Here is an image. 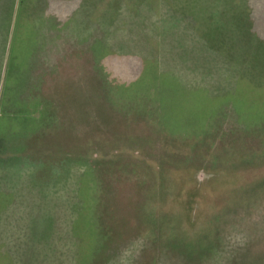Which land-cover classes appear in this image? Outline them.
Returning <instances> with one entry per match:
<instances>
[{
    "label": "rangeland",
    "instance_id": "obj_1",
    "mask_svg": "<svg viewBox=\"0 0 264 264\" xmlns=\"http://www.w3.org/2000/svg\"><path fill=\"white\" fill-rule=\"evenodd\" d=\"M43 1L0 102L31 111L2 117L4 264H264L263 48L236 72L176 0Z\"/></svg>",
    "mask_w": 264,
    "mask_h": 264
},
{
    "label": "crops",
    "instance_id": "obj_2",
    "mask_svg": "<svg viewBox=\"0 0 264 264\" xmlns=\"http://www.w3.org/2000/svg\"><path fill=\"white\" fill-rule=\"evenodd\" d=\"M19 1L23 5L24 0ZM58 1L60 0H54V2L53 0H44L41 6L44 8L43 14H67L68 12L52 10V7H56L55 5L60 3ZM176 2L178 12L190 16V21H193L198 25L199 30L207 39V47L211 46L220 48L223 46H234L233 48H238L236 51V57L239 59H230L234 65L233 69H235L236 72H238V70L243 72L241 66L244 62V53L246 51L253 56V54L257 52L255 51V47L260 45L263 50L259 53H262L264 56V0H176ZM79 3L82 5V0H79ZM77 5L76 2L75 7ZM18 9L21 14H32L31 12L23 11L21 4H19ZM39 12L42 13L41 11ZM27 29L32 32V36L31 38L28 36L27 39L21 42L12 37V27L10 28L5 57H3V60L0 62V102H3V96L5 93H13V90L17 87L16 84H19L18 80L21 81L20 85L23 84L22 79H24V77L22 75L24 74L22 70L28 68L32 56L35 53V47L39 40L33 37V26L31 23L28 24ZM218 30L221 31L218 32ZM220 33L223 34H221L220 37H217ZM242 37L244 38L243 40ZM220 39L226 40L227 42L220 41ZM15 46H18V51H14L13 48ZM22 46L24 48L21 53L20 50L22 49ZM190 46H192V43H190ZM242 50H244V52ZM255 55L258 56V54ZM195 56H208L210 58H207L204 61L215 65L217 64L216 58L212 55H205L198 52ZM240 56L243 57L240 58ZM198 68L199 67H197V69ZM209 69H212V66L207 70ZM7 80H10L9 82L11 83L8 82V84L5 85ZM20 100L23 101V98ZM10 200L9 194V198H3V201L0 200V203L2 202V204L5 205L4 202L8 203ZM2 204L0 205L2 206ZM7 231L8 228L6 224L4 232ZM1 248L2 246H0V249ZM2 250H4V248H2ZM2 250H0V264H4Z\"/></svg>",
    "mask_w": 264,
    "mask_h": 264
},
{
    "label": "trees",
    "instance_id": "obj_3",
    "mask_svg": "<svg viewBox=\"0 0 264 264\" xmlns=\"http://www.w3.org/2000/svg\"><path fill=\"white\" fill-rule=\"evenodd\" d=\"M19 4H21V6L23 7L22 3H20L19 0H0V14L4 13L5 14V20H4V24L3 28H0V62L1 60H3V57H5V50H6V44H7V40L9 38V33H10V28L12 27V37L14 39H16L17 41L20 40L21 42L25 39L28 38V29L26 26L27 24L30 23H26L27 19H25L23 17V15L21 13H19V9L18 6ZM5 5V6H4ZM4 11V12H3ZM29 21V20H28ZM0 23L2 24L3 22L0 21ZM2 46V47H1ZM22 49L20 50V52L22 53L23 50V46L21 47ZM14 51L17 50L18 51V46H15ZM13 54V53H11ZM1 65V64H0ZM10 81V80H9ZM7 80L6 84H8L9 82ZM21 82V81H20ZM11 83V82H9ZM23 83V82H22ZM23 85V84H22ZM10 95L6 94L4 95V97L8 98ZM21 99V98H20ZM14 103H18L17 105L22 107V108H18L19 110L17 111V113H1L0 114V134L2 133L5 125H4V120L2 117H5V119H7V117L10 115H14L16 117H19L22 120H26L28 117V111L26 108V105L28 102L26 100H19V102L13 101ZM30 106H33L31 104H29ZM24 106V107H23ZM28 106V105H27ZM26 107V108H25ZM7 190L4 191V194H7ZM1 207V205H0Z\"/></svg>",
    "mask_w": 264,
    "mask_h": 264
}]
</instances>
